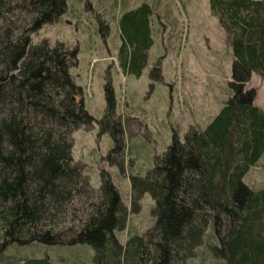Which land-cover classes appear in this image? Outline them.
Instances as JSON below:
<instances>
[{"label":"trees","instance_id":"16d2710c","mask_svg":"<svg viewBox=\"0 0 264 264\" xmlns=\"http://www.w3.org/2000/svg\"><path fill=\"white\" fill-rule=\"evenodd\" d=\"M68 6L66 0H0V264H49L6 256L12 246L31 244L88 246L90 264H189L202 244L220 264H264V185L254 190L242 182L264 156V111L253 104L255 91L245 89L252 73L264 82V0H208L232 56L231 94L201 131L190 129L182 141L172 131L144 176L128 174V207L104 169L94 192L86 166L71 154L72 134L95 125L97 136L111 142L102 160L122 176L130 168L131 133L116 113L108 73L104 111L94 119L69 74L77 48L31 43ZM146 16L142 4L118 21L130 48L120 65L135 76L152 44ZM149 80H160L158 67ZM144 194L152 201L153 226L120 244L116 232Z\"/></svg>","mask_w":264,"mask_h":264},{"label":"rangeland","instance_id":"374dc122","mask_svg":"<svg viewBox=\"0 0 264 264\" xmlns=\"http://www.w3.org/2000/svg\"><path fill=\"white\" fill-rule=\"evenodd\" d=\"M68 8L53 24L43 25L31 35V43L41 39L62 42L77 48V65L69 70L75 85L82 89L87 113L99 119L104 111L103 79L108 73L116 102V113L126 119L125 161L131 160L125 175L102 159L111 146L107 134L97 136V128H80L72 134V158L86 166L89 186L97 190L98 173L106 170L128 207V174H144L153 158L164 152L172 131L180 141L193 129L201 131L230 96L228 82L232 56L225 33L211 16L208 0H66ZM146 5V22L151 47L139 75L120 63L130 48L119 28L123 13ZM19 23V22H17ZM123 45V47H122ZM122 47V48H121ZM158 67L160 80L151 82L149 73ZM245 89H253V104L264 111V82L250 75ZM256 190L264 185V156L242 179ZM152 201L147 194L139 210L128 212L125 228L116 232L120 244L132 235L151 228ZM209 236V234H207ZM210 241V236L207 239ZM80 249V250H78ZM7 257L21 260L45 259L49 264H90L92 250L85 245L49 247L40 244L12 246ZM189 264H220L205 244L198 247Z\"/></svg>","mask_w":264,"mask_h":264},{"label":"crops","instance_id":"0c3cea01","mask_svg":"<svg viewBox=\"0 0 264 264\" xmlns=\"http://www.w3.org/2000/svg\"><path fill=\"white\" fill-rule=\"evenodd\" d=\"M78 250H80V249H78Z\"/></svg>","mask_w":264,"mask_h":264}]
</instances>
